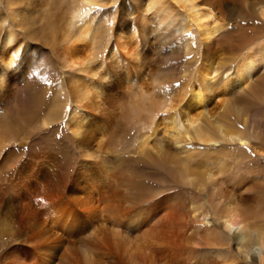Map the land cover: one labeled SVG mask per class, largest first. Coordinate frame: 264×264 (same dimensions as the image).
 Wrapping results in <instances>:
<instances>
[{"label": "bare ground", "instance_id": "bare-ground-1", "mask_svg": "<svg viewBox=\"0 0 264 264\" xmlns=\"http://www.w3.org/2000/svg\"><path fill=\"white\" fill-rule=\"evenodd\" d=\"M131 1L134 23L153 12L157 30L175 27L178 9L198 7ZM103 3L68 0L60 23L48 24L56 69L88 68L109 43L112 29L88 16ZM8 5L0 0V98L12 77ZM206 18L199 27L202 19L190 16L196 45L226 44L229 29L216 38L223 26ZM181 21L174 31L191 25ZM98 27L102 43L91 37ZM79 43L84 54L75 56ZM179 48L186 54L193 44ZM226 71L212 81L215 68L186 66L144 85L135 69L106 98L93 82L67 85L55 73L0 109V264H264V45L249 48L231 78H222ZM90 95L98 100L89 103ZM212 103L219 118L209 120Z\"/></svg>", "mask_w": 264, "mask_h": 264}, {"label": "rangeland", "instance_id": "rangeland-1", "mask_svg": "<svg viewBox=\"0 0 264 264\" xmlns=\"http://www.w3.org/2000/svg\"><path fill=\"white\" fill-rule=\"evenodd\" d=\"M103 1V5L93 8L88 16L92 15L95 18L96 25L103 22L106 27L112 29L113 35L109 43L99 50L88 64V68L72 66L56 69L57 66L54 65L52 57L53 49L46 33L49 32V23L54 25L60 23L68 0H8L7 9L13 12V18H15L11 24L15 39L8 46L5 54L6 59L13 58V63L8 69L12 77L2 88L1 110H9L14 102L24 100V95L30 96L31 90L49 85L52 81L51 76L55 73H57L56 80L62 79L67 85L82 81L93 82L95 87L97 86L95 91L101 95L100 98H106L107 90L119 86L125 73L133 72L135 69L141 71L140 79L144 85L150 84L156 75L161 76L164 73H169V76L175 74L178 77L186 66L191 71L197 66L215 68V78L212 81H216L224 70L227 71L222 78L225 76L231 78L240 57L249 48L264 45V26H260L264 22L260 16V11L264 10V0H208L207 2L197 0L195 5L198 7L193 12L190 11V6L184 11L178 9V13L182 16H177L175 27H163L158 30L153 12L146 14L144 24L138 26L134 23L135 14L131 11V0ZM191 15L202 19L199 27L210 24L211 21L206 18L210 15V19H214L217 25L223 26L217 32L216 38L229 29L228 42L223 46L211 42L196 45L197 24L191 21ZM181 18H185L191 25L185 31L176 32L175 28L183 23ZM95 30L93 29L91 37L102 43L104 38L101 33L102 27ZM118 34L121 37L120 44L117 46ZM240 36L249 40L247 46L242 49L238 47ZM183 40L193 44L189 53L185 54V50L179 48ZM84 49V44H77L75 56H82ZM205 50L208 52L204 53ZM134 53H138L136 58ZM44 71L49 75H46ZM17 94L22 95L18 97ZM96 100L98 99L94 95L89 96V103ZM250 108H254L252 102ZM79 111L82 114L88 109L80 108ZM206 113L207 116L209 115V120L219 118V109L214 103L207 107ZM236 119L238 122L236 125L242 128L243 118L237 117L234 121ZM247 124L249 125L250 122L245 123V131ZM30 137L37 143L41 140L36 130L31 131ZM159 138L160 135H157V139ZM26 149L27 146L24 147V152Z\"/></svg>", "mask_w": 264, "mask_h": 264}]
</instances>
